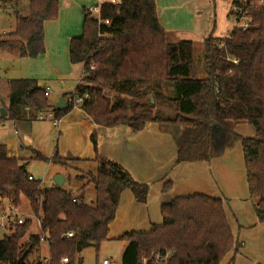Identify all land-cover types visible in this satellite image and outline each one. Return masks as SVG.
<instances>
[{"label":"trees","instance_id":"trees-1","mask_svg":"<svg viewBox=\"0 0 264 264\" xmlns=\"http://www.w3.org/2000/svg\"><path fill=\"white\" fill-rule=\"evenodd\" d=\"M231 1L232 17L242 10L240 14L250 15L253 23L247 29L234 28L224 38L211 34L204 39L203 78L197 76L193 41L175 40L162 27L155 0L105 1L100 21L84 8L83 33L72 38L69 47L70 62L83 63V75L75 92L64 95L70 98L67 108H54L53 113L61 119L74 108V97L87 94L80 107L98 126H127L137 132L149 122L159 123L175 139L176 164L219 158L241 138L250 199L264 222V2ZM26 7L27 15H16L15 30L0 36V52L17 58L46 52L44 24L58 18L59 0H29ZM8 92L9 119L37 116L51 107L47 88L36 79H11ZM160 102L177 114L157 110ZM242 122L254 126V136L243 137L234 130ZM91 141L93 159L65 158L58 152L48 158L33 150L32 160L62 168L73 162L95 163V172L76 175L84 182L77 201L55 184L42 190L38 180L28 178L30 161L10 157L7 145L0 143V196L17 207L26 196L31 213L41 222V234H31L26 241L22 240L33 226L31 218L0 239V264H42L41 259L29 260L42 235L49 246V264H59L64 256L68 264H81L80 259L76 262L78 253L89 246L98 250L110 239V224L125 190L137 202H147L149 184L100 154L95 132ZM91 185L96 197L87 203L85 190ZM172 185V180L166 181L163 191ZM160 213L161 224L118 237L127 242L122 264H141L162 248L175 250L171 264H221L232 250L238 252L222 198L201 193L180 196L163 203Z\"/></svg>","mask_w":264,"mask_h":264},{"label":"crops","instance_id":"crops-1","mask_svg":"<svg viewBox=\"0 0 264 264\" xmlns=\"http://www.w3.org/2000/svg\"><path fill=\"white\" fill-rule=\"evenodd\" d=\"M105 1L109 0H59L58 18L48 20L44 24L46 52L36 58H17L7 53L0 52L1 58H4L8 62H20L21 66L20 74L7 78V89L8 82L11 79L31 78L38 80L39 85L46 87L47 90H49V95L52 92H59L64 95L73 94L83 75L84 64H72L70 62V42L72 38L79 37L83 33V9H93L100 6L101 3ZM155 1L157 4L159 22L162 27L175 40L193 41L194 51L197 46L199 49L203 48L204 39L209 35L212 34L215 37L224 38L228 36L234 28L233 17L232 14H230L232 10L231 0L229 3L221 1L222 7L229 4V8H227L226 12L227 17L221 18L220 20L218 19L220 14L219 5L213 0ZM16 72L19 73L18 70ZM67 82H69L70 86L64 88ZM72 87L73 89L71 90ZM64 98L67 102L69 97ZM150 103L152 102L150 101ZM8 104L9 101L7 98V100L1 103L0 110L1 108H5L7 111ZM53 110L51 106L49 111L53 112ZM174 113L177 114L176 111ZM0 117H2L1 113ZM2 118L10 121L14 125L12 130L14 137L9 138L7 143H2L7 145L8 155L12 158L25 159L23 153L25 152V147L23 146V139L20 137V130L18 127H25L27 123H32L37 120V117L28 114L26 117L19 119H9L7 115ZM74 120L82 123V133L85 131V137L87 139L85 150H81L79 146H75V157L82 159H93L95 157V151L91 141V135L95 132L98 137V151L100 154L121 164L136 180L148 183L150 186L146 203L137 202L130 190H125L121 194L116 218L110 224L111 234H109V237L113 234L121 236L125 232L147 231L150 230L153 225L162 223V216L160 213L158 218L156 216L157 220L155 221H158L157 223H155L154 220H149V228L138 229L131 226L130 228H121L119 230L118 226H116L118 216L120 217L119 212L121 213L124 211L128 214L133 209H141L145 205L149 206L151 200L158 203L157 207L160 211L163 203L169 202L180 196H190L201 193L223 199L227 220L233 230L237 243H239L238 252L235 253V250H232L225 256L221 264H238L239 261L243 260L242 258L245 259L244 262H247V264H264V222H260L255 213L253 202L249 195L247 179L246 186L248 194H239L236 198L238 205H233L237 208L236 214L226 209L225 200L227 197L222 196L214 185L216 183L215 177L212 176L214 167L218 168V172L220 173L219 178L222 179V184L227 185L226 181L230 178L228 171L234 174L233 169L231 167H226L224 164L229 149H226L223 156L214 158L211 161L201 160L176 164L177 146L175 139L173 135L169 131L164 130L159 123L149 122L142 130L137 132L132 131L127 126L104 128L98 126L93 119L81 109L79 104L78 106H74L72 110L59 119L56 126L59 127L64 124L66 128V123H74ZM239 124L240 123L236 124L234 127L237 133L240 132L244 135L252 136L253 133L250 131L247 132V134L244 133V125ZM240 135L243 136L242 134ZM237 141H240L241 144V138H238ZM60 156L65 158L69 157V155ZM218 166H223L224 169ZM29 174L33 175L31 172H29ZM168 180H172L173 185L168 191L164 192V184ZM53 184L52 182V185ZM227 189L229 190L230 188L228 187ZM222 192L227 194L226 190L225 192L222 190ZM155 206L156 203L154 207ZM239 213L240 215L238 216L237 214Z\"/></svg>","mask_w":264,"mask_h":264},{"label":"rangeland","instance_id":"rangeland-1","mask_svg":"<svg viewBox=\"0 0 264 264\" xmlns=\"http://www.w3.org/2000/svg\"><path fill=\"white\" fill-rule=\"evenodd\" d=\"M119 0H117L118 2ZM221 1L230 2V0H216L219 5V17L221 18L227 17V8H229V4L227 6L222 7ZM224 9V10H222ZM29 13L28 7H25L24 10L20 11V15H27ZM18 13H14L10 11V13H6L4 11H0V36L5 33H10L15 30L16 24V15ZM204 43V42H203ZM196 45V44H195ZM197 46V45H196ZM8 57V56H2ZM10 57V56H9ZM194 59L197 65V76L199 78L205 77V63H204V44L203 48L199 49L198 46L194 51ZM12 60V59H11ZM20 62L10 61L8 62L4 58L0 56V105L3 101L8 98V89H7V78L10 76H14L16 74H20ZM18 70L19 73L16 71ZM47 85V84H46ZM70 84L67 82L64 85V88L69 87ZM73 87L71 88V90ZM110 96H113L115 93L113 91H108ZM63 93H51L50 94V104L52 109L56 107L59 99L63 97ZM68 97V96H67ZM157 110H160L164 114H175L174 108H169L168 105L163 103L156 104ZM155 105V106H156ZM44 116L47 115L43 114ZM32 123H27L25 127L19 126L20 137L23 139V146L25 147L24 158L29 160L28 172H31L36 179L42 180L45 179V182L41 185V189L45 190L52 185L53 177L57 174H61L65 177L66 181L63 184L62 188L73 196H79L80 189L84 185L83 181H79L76 179V175L78 174H87L88 170H92L95 172V163L88 162H73L72 166L68 168H62L59 164H55L52 162L46 163L44 161L32 160L33 158V150L40 152L45 157L51 158L56 152L59 155H69L71 157H75L74 149L75 146H79L81 150H85L87 139L85 137V131L82 133L83 127L82 123L77 120H74V123L67 124L66 128L63 125L59 127L56 126L53 120H40L36 118ZM243 126L244 133L247 132L253 133L252 136L255 135V128L251 124L248 123H240ZM239 124V125H240ZM70 125V126H67ZM82 127V128H81ZM242 127V126H241ZM14 128L13 123L10 121L0 117V143H7L9 138L14 137L12 130ZM240 133V132H239ZM243 136H251L244 135ZM229 149L228 155L226 156V161L224 160V164L226 167H231L234 171H228L229 179H227L226 184H222V179H220V173L218 172V168L214 167L212 172V176L215 177L216 183L215 188L220 192V194L224 197H227L225 200L226 209L231 212L233 211L236 214V209L233 205H238L236 198L239 194L245 195L248 194L247 186H246V178H245V165H244V155L243 149L240 144V141H234ZM76 151V150H75ZM226 151V150H225ZM225 153V152H224ZM66 154V155H65ZM224 155V154H223ZM222 155V156H223ZM30 156V157H29ZM86 156V155H84ZM89 158V157H84ZM219 168H223V166H218ZM224 169V168H223ZM70 178V179H69ZM54 183V182H53ZM230 188L229 190L227 188ZM222 190L226 193H223ZM229 194V195H228ZM96 192L93 185L89 186L85 190V201L87 203H91L95 200ZM244 199V198H243ZM156 203V206L154 207ZM156 201H150L149 206L145 205L143 208L133 209L130 213L126 214L124 211L119 212L120 217L118 216V220L116 221V226L118 229L121 228H130L131 226L136 227L138 229H146L149 228V220H154L155 223L158 221L156 219L160 216V211L157 207ZM139 209V210H138ZM19 210L23 213L28 214L33 219V226L30 231L27 233L25 238L22 241H26L27 238L31 234H39L40 227L37 222V218L33 216L30 208L29 199L22 195L21 196V205L19 206ZM238 216L240 215L237 214ZM146 216V219H145ZM145 219V221H144ZM144 224V225H143ZM111 234V233H110ZM110 239L103 242L100 245V248L97 250L94 246H89L84 248L80 253L76 256V262L81 260V264H101L104 259H109L112 264H122V256L127 245L126 240H119L118 235H110ZM50 255L49 246L42 242L41 245L36 247L33 251L32 255L29 257L30 261H34L37 259L43 260L44 258H48ZM251 256V255H250ZM243 260L239 261L238 264H247Z\"/></svg>","mask_w":264,"mask_h":264},{"label":"built area","instance_id":"built-area-1","mask_svg":"<svg viewBox=\"0 0 264 264\" xmlns=\"http://www.w3.org/2000/svg\"><path fill=\"white\" fill-rule=\"evenodd\" d=\"M28 1L29 0H0V11H4L6 13H10V11L14 13H20V11L25 9ZM109 1H111L112 3H117V0H109ZM263 2L264 0H259L260 4ZM90 12L95 18H97L100 21V6L90 9ZM240 13H242V10H240L239 14H235L233 16L234 28H240V29L249 28L253 23L252 17L250 15L240 14ZM106 23H108V21H106ZM233 61L235 63L238 62V60L235 59ZM87 97H88L87 94L84 97L81 96L74 97L73 101L75 106H78ZM46 113L47 115L44 116L43 114ZM36 117L39 118L40 120L43 119L53 120L55 124H57L59 121V119L55 118L54 113L51 111L40 112L37 114ZM28 178L30 180H38L41 185L45 182V179L42 180L36 179L31 174H29ZM73 200L77 201V197H74ZM0 203H1L0 239H3L6 235L11 234L12 227L14 225L23 224L25 220L30 216L26 213L21 212L19 210V207H17L12 201L2 199L1 196H0ZM37 222L41 229V222L38 218H37ZM67 236L72 237L73 232H68ZM41 242L47 243V238L44 235L41 236ZM174 256H175V250L169 248H162V249H158L157 251H154L149 257H145L142 260L141 264H171ZM41 263L49 264L50 256L48 258H44L43 260H41ZM68 263H69V258L67 256L62 257L59 261V264H68ZM101 264H112V263L109 259H104Z\"/></svg>","mask_w":264,"mask_h":264},{"label":"water","instance_id":"water-1","mask_svg":"<svg viewBox=\"0 0 264 264\" xmlns=\"http://www.w3.org/2000/svg\"><path fill=\"white\" fill-rule=\"evenodd\" d=\"M150 101L153 103L154 102V98L151 97ZM67 108V102L65 100L64 97H61L58 101V103L56 104V109L61 111ZM1 116L5 117L7 115V111L5 108H1L0 110ZM53 182L56 186L58 187H62L63 184L65 183V177L61 174H57L53 177Z\"/></svg>","mask_w":264,"mask_h":264}]
</instances>
